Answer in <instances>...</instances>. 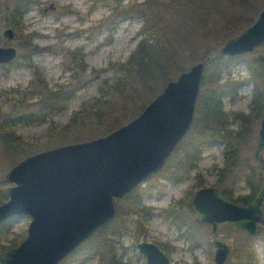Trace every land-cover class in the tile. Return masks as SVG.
Returning a JSON list of instances; mask_svg holds the SVG:
<instances>
[{
  "label": "trees",
  "instance_id": "1",
  "mask_svg": "<svg viewBox=\"0 0 264 264\" xmlns=\"http://www.w3.org/2000/svg\"><path fill=\"white\" fill-rule=\"evenodd\" d=\"M257 1L144 0L123 4L122 0H115L116 6L113 8L119 16L131 15L130 17L142 20L138 43L124 62L116 64L119 76L111 83L105 81L99 87L97 96L73 111L68 123L57 126L53 118L66 109L67 103L82 86V77L77 76L86 71L83 55L77 50L68 52L67 58L71 64L64 70L73 72L78 68L81 72L78 75L71 74L65 83L58 84L55 88H48L44 78L33 70L34 81L23 93L9 91L0 95V103L5 104L8 111H1L0 151L13 163H17L33 152L96 138L120 127L137 116L146 103L182 72V60L188 59L190 63L203 61L214 54L219 45L213 47L212 40L219 41L221 38L222 42L250 25L252 19L241 12L257 13L261 6H258ZM34 2L35 0H15L4 23L11 25L15 33H21L22 17ZM19 46L25 54L26 64L32 68L30 56L40 48L31 43V34L23 36ZM256 53L264 54V44L257 48ZM231 59L217 57L207 60L190 135H185L169 157L164 166L167 169L165 177L175 183L189 176L197 167L202 152L211 142L220 140L225 144L223 164L221 167H213L217 178L214 186L225 198L238 204H249L264 185V166L248 163L240 165L241 147L248 144L264 113L262 66L255 54H248V78L231 80L226 75ZM244 81L254 83L248 113L226 110L224 100H233ZM35 87L39 89L37 92ZM45 121H49L50 125L41 146L30 145L17 134L20 126ZM235 122H238V127L232 128ZM33 147L36 151H31ZM171 159H174L172 163ZM192 179L196 189L204 186L199 173ZM238 183L243 184L246 192H239ZM8 184L6 180H0V203L8 198ZM193 193L194 191L187 192L188 196ZM170 207L169 210L172 209ZM153 211L152 207L142 202L140 193L134 189L117 199L114 219L120 221L123 229L128 230L132 226L137 234H144L154 215ZM104 228L98 232H103ZM9 235L7 222L1 223L0 256L18 245V240H9ZM256 240V237L245 235L243 243L230 252L229 256L234 258L233 264H258ZM109 255V264H121L111 250Z\"/></svg>",
  "mask_w": 264,
  "mask_h": 264
},
{
  "label": "water",
  "instance_id": "2",
  "mask_svg": "<svg viewBox=\"0 0 264 264\" xmlns=\"http://www.w3.org/2000/svg\"><path fill=\"white\" fill-rule=\"evenodd\" d=\"M49 8L55 9L50 3ZM42 8L41 11H46ZM2 36L13 40L7 27ZM264 5L256 20L217 51L170 80L134 118L111 132L28 155L5 175L8 198L0 203V224L28 215L26 237L0 256V264H59L95 231L109 224L116 200L159 172L193 122L207 60L255 54L264 76ZM18 56L12 45L0 46V64ZM264 113L259 122L254 158L264 166ZM264 185L249 204H238L214 185L196 189L190 208L196 222L210 226L213 264H225L230 245L217 237L218 225L259 237L264 227ZM145 264H171L154 242L136 244Z\"/></svg>",
  "mask_w": 264,
  "mask_h": 264
},
{
  "label": "rangeland",
  "instance_id": "3",
  "mask_svg": "<svg viewBox=\"0 0 264 264\" xmlns=\"http://www.w3.org/2000/svg\"><path fill=\"white\" fill-rule=\"evenodd\" d=\"M135 1L144 0H122V3ZM257 2L258 6L261 5L257 13L244 10L241 12L252 19L251 23L256 20L264 5V0ZM14 3L15 0H1L0 4V46L12 45L18 50V57L12 63L0 64V95L9 91L23 93L34 81L33 70L38 71V74L44 78L48 88H55L56 85L65 83L72 76L71 74L78 75L81 72L78 68L73 72L64 70L71 64L67 58L68 52L77 50L83 55L86 71L77 76L82 77L83 81H80L82 86L67 103L66 109L53 118L57 126H63L68 123L73 111L98 95L99 87L105 81L111 83L115 77L119 76L116 64L124 62L138 43L142 20L138 17H130L131 15L119 16L113 8L116 6L115 0H35L22 17L21 33L14 32L13 40H7L2 36V31L12 27L9 24L6 25L4 21ZM50 3L55 6V9L49 8ZM46 7V11H41ZM27 34H31V43L40 48L38 52L30 56L33 69L26 64L25 54L19 46L23 36ZM220 40L221 38L219 41H211L213 47L219 44L215 52L227 39L222 42ZM247 55L231 59L228 74H226L231 80L241 81L248 78ZM194 63L196 62L190 63L188 59L182 60V71L188 70ZM261 74L264 85L262 68ZM34 90L37 92L39 89L35 87ZM253 90L254 83L244 81L233 100H224L225 109L248 113ZM0 104L1 116L2 112L8 111L5 104L2 102ZM49 125V121L23 125L18 128L17 134L30 145L41 146L46 139ZM237 127L238 122H235L232 128ZM258 129L259 124L254 128L248 144L242 145L240 165L245 163L260 165L254 158ZM190 132L191 129L186 135L189 136ZM224 145V142L220 140L211 142L202 152L197 167L179 182H170L165 177L167 169L164 166L167 165L168 158L159 172L135 188L140 193L142 202L154 209V215L146 233L137 234L132 226L128 230L123 229L120 221L113 218L107 227L104 226L106 228L102 227L103 232H98L99 229L95 231L66 256L61 261L62 264H109L110 250L119 258L121 264H145L144 256L136 247V244L141 241L164 244L171 264H213L214 246L211 243L210 226L196 222V215L188 206L191 196H188L187 192L196 190L192 178L198 173L203 178L204 186L215 185L217 178L213 167L222 166ZM33 150L36 151L35 147L31 151ZM34 153L37 152L32 154ZM261 153L264 157V150ZM173 161L174 159H171L170 163ZM15 164L0 151V180H6V173ZM237 187L240 188V193L246 192L242 183H238ZM170 206H172L171 210H169ZM30 220V217L24 214L5 221L10 232L9 240L15 238L19 244L26 237ZM262 232L259 237H256L258 264H264V231ZM245 235L244 231L231 228L227 223L220 224L218 227V237L226 241L231 250L243 243ZM232 258H228L225 264H233L234 258Z\"/></svg>",
  "mask_w": 264,
  "mask_h": 264
},
{
  "label": "flooded vegetation",
  "instance_id": "4",
  "mask_svg": "<svg viewBox=\"0 0 264 264\" xmlns=\"http://www.w3.org/2000/svg\"><path fill=\"white\" fill-rule=\"evenodd\" d=\"M193 195V194H192ZM190 199H191V197H190ZM117 201V200H116ZM189 206H190V201H189ZM191 209V208H190ZM220 225V224H219ZM219 225H218V227H219ZM217 237H218V231H217ZM219 238V237H218ZM155 244H157L158 246H159V248L163 251V252H165L166 254H167V252H166V249H165V247H164V244H160L159 242H154ZM214 246V245H213ZM168 255V254H167Z\"/></svg>",
  "mask_w": 264,
  "mask_h": 264
}]
</instances>
